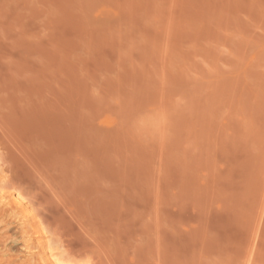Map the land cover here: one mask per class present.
<instances>
[{
  "label": "rangeland",
  "instance_id": "1",
  "mask_svg": "<svg viewBox=\"0 0 264 264\" xmlns=\"http://www.w3.org/2000/svg\"><path fill=\"white\" fill-rule=\"evenodd\" d=\"M0 180V264H264V0H0Z\"/></svg>",
  "mask_w": 264,
  "mask_h": 264
},
{
  "label": "bare ground",
  "instance_id": "2",
  "mask_svg": "<svg viewBox=\"0 0 264 264\" xmlns=\"http://www.w3.org/2000/svg\"><path fill=\"white\" fill-rule=\"evenodd\" d=\"M2 188L3 187L1 186V188H0V208H2V207H4V208H2L0 210V218L2 217V219L0 220V224H2L3 221L6 220V218H7L6 221L9 220V217L13 218V220L19 224V227H18L19 231L18 232L21 234L24 246L27 245V242L28 243L30 242V241H28V239H26V237L29 238L30 236L31 237L34 236V237H39V240H41V238L45 236L46 232H44V229H42L41 226L39 227V224L37 225V224H35V222H33V221H35V219L32 216L33 214L32 215L30 214L31 210L29 211L30 208L28 209V206H27L28 204H25L26 201H24V198L21 197L20 194L13 196V195H11L10 192H8L10 195L9 194L6 195L7 191L5 192L6 194L1 192V191H3ZM14 192H16V191H14ZM11 196L14 198L16 197L14 199L15 201H13L11 199ZM15 205H17V206H19V208H21V209H19L20 210L19 212H21V214L19 213L20 215L17 214L18 211H14L13 208L15 207ZM17 206H16V208H18ZM9 208H12V209H10L11 211L8 214H6V210ZM7 211H9V210H7ZM32 218H33V220H32ZM9 221H11V220H9ZM42 242L40 245L39 244H37V245L40 247L41 251H39V252L42 253L41 255L45 258V261L47 262V264H81V263H76V262L64 260L57 253L58 251H56L57 250L56 248H53V246L50 245L49 243H46V242L42 243ZM36 249H38V248H36ZM42 256H40V258ZM40 261L42 262V260H40Z\"/></svg>",
  "mask_w": 264,
  "mask_h": 264
}]
</instances>
